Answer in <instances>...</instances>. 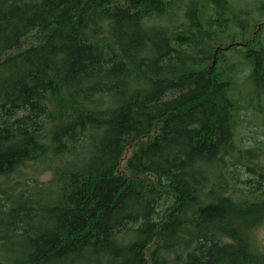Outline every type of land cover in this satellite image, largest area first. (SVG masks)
<instances>
[{
	"label": "trees",
	"instance_id": "trees-1",
	"mask_svg": "<svg viewBox=\"0 0 264 264\" xmlns=\"http://www.w3.org/2000/svg\"><path fill=\"white\" fill-rule=\"evenodd\" d=\"M259 23L231 0H0V264H264L262 154L236 141L240 73L264 115ZM157 123L126 162L154 178L119 174ZM30 165L50 178L16 190Z\"/></svg>",
	"mask_w": 264,
	"mask_h": 264
},
{
	"label": "rangeland",
	"instance_id": "rangeland-1",
	"mask_svg": "<svg viewBox=\"0 0 264 264\" xmlns=\"http://www.w3.org/2000/svg\"><path fill=\"white\" fill-rule=\"evenodd\" d=\"M237 8H248L252 11V14L260 19V25H264V13L256 12V6L260 0H231ZM259 27V26H258ZM259 33L261 31L262 36L264 37V30H258ZM263 31V32H262ZM237 51H241L242 47H235ZM230 55V54H229ZM247 75V71H244L238 77V81L235 83L236 94L241 99L242 109L239 113V126L236 134L237 144L246 149H254L259 151L262 155L260 157L261 165H264V115L261 112H257L255 109L256 100H253L251 97L253 96V89L251 86V82H249L245 77ZM160 123H157L154 130L142 137L138 142L134 143L130 147H128L124 153V156L120 162L118 167V173L126 176L129 179H143L147 177L154 178L151 174H142L138 172H134L127 167V159L129 156L144 142H148L153 139L154 135L158 132ZM34 169L33 165L25 167L22 170L21 175H15V179L12 177V181L15 185V189L21 184L25 183L27 186L29 184H33L32 179L37 178L38 181H47L51 174L46 171L43 167ZM236 171V178H232L230 174V183L235 185L236 190L240 194H248L249 191V183L246 182L248 179V173L246 172L245 167H239ZM12 183V184H13ZM255 240L258 246L264 250V224L260 226L254 232Z\"/></svg>",
	"mask_w": 264,
	"mask_h": 264
}]
</instances>
